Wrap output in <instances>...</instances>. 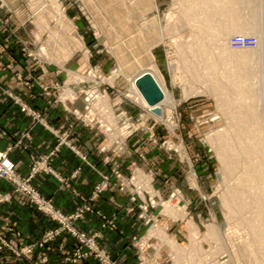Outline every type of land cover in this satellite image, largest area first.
Returning a JSON list of instances; mask_svg holds the SVG:
<instances>
[{
    "label": "rangeland",
    "instance_id": "374dc122",
    "mask_svg": "<svg viewBox=\"0 0 264 264\" xmlns=\"http://www.w3.org/2000/svg\"><path fill=\"white\" fill-rule=\"evenodd\" d=\"M225 1L0 0V22L8 28L0 53L14 40L28 56L32 84L62 107L61 125L46 123L54 134L69 132L76 151L70 149L83 158L72 139L76 124L92 128L94 120L100 130L103 121L110 130L102 129V150L109 146L129 157L135 137L142 160L158 151V160L175 168L171 179L158 160L132 161L125 174L124 163L106 158L118 189L134 204L129 211L148 226L131 241L137 264H264V197L253 175L263 154L242 134L250 125L264 140V0ZM230 35L258 42L242 49L241 63L222 57L221 44H230ZM151 61L174 101L161 103L160 115L132 87L130 73L151 67ZM39 66L57 79H41ZM248 108L254 118L245 126L241 116ZM110 183L109 177L106 189ZM254 224L263 228L259 234ZM8 254L30 264L9 249L0 258ZM32 257L40 264L36 250Z\"/></svg>",
    "mask_w": 264,
    "mask_h": 264
},
{
    "label": "crops",
    "instance_id": "0c3cea01",
    "mask_svg": "<svg viewBox=\"0 0 264 264\" xmlns=\"http://www.w3.org/2000/svg\"><path fill=\"white\" fill-rule=\"evenodd\" d=\"M7 29L4 23L0 22L2 43L8 36ZM35 69L43 80L57 79V73L47 67L39 66ZM31 71L28 56L21 53L18 43L11 40L0 53V126L4 131L0 134V150L11 149L10 157L16 163L18 173L22 175L30 173L33 157L49 154L57 144L56 135L45 123L59 127L63 122L62 107L49 102V97L45 96L40 85H25ZM18 101L42 113L45 123L36 121L30 113L23 110ZM72 139L87 157V161H84L79 153L64 146L51 163L55 173L41 172L36 175L32 184L64 214L74 213L85 203L84 199H87L93 209L85 213L76 225L87 233L100 232L99 244L105 247L119 264H137L138 249L131 241L134 237L144 235L148 226L135 212L129 211L128 208L134 204L126 193L118 189L120 181L112 175L111 165L106 158L118 159L124 163L123 172L126 174L132 167V161L154 164V160L161 159L162 154L155 150L153 154L147 155L146 160H142L136 150L139 148V142L135 137L129 145L133 152L129 157H122L118 152L112 153L109 146L108 149L102 150L107 143L102 129L88 128L82 124H76ZM162 162L158 160L157 163H160L165 175L175 179L176 171L173 166L170 167V161L164 159ZM104 175L110 177V187L91 201L94 189L103 181ZM8 193H11V199L0 203V227L6 228L9 238L23 246L32 245L40 242L49 230L60 226L25 196L14 193L12 184L5 180L0 181V195ZM103 216L113 218L116 228H104ZM76 246V238L64 232L43 247H37L36 257L46 256V264H99L93 256L76 260ZM2 258L0 264H27L23 259L20 261L11 254L6 255L4 261Z\"/></svg>",
    "mask_w": 264,
    "mask_h": 264
},
{
    "label": "built area",
    "instance_id": "2783aa9c",
    "mask_svg": "<svg viewBox=\"0 0 264 264\" xmlns=\"http://www.w3.org/2000/svg\"><path fill=\"white\" fill-rule=\"evenodd\" d=\"M230 44L233 48L236 49H251L255 48L258 42L256 39L251 37H236L230 42ZM25 85L31 87L32 81L30 77L25 81ZM20 103L22 104L23 110L30 113V115H32V117L36 121L44 122V119L40 113L28 107L22 101H20ZM102 122L101 127L104 132L109 131L110 128L108 127V125ZM88 124H90L92 128L95 126L94 120H90ZM46 126L48 125L46 124ZM70 127H72V125H70ZM54 132L58 138V144L55 146L54 150L50 152V154L33 157L31 171L28 175H21L18 173L16 163L10 157L11 149L0 150V181L5 180L12 184L14 193L22 194L23 196H25L32 204L37 206L38 209L46 212L51 220L58 221L60 223V227L58 229L48 231L40 242L32 245H27L25 247L19 246V243H17L14 239L9 240L5 232L3 231L4 229H0V251L2 252L6 249H9L17 257L23 256L26 261H29L30 264H33L31 262V259L33 258V252L37 249V247H43L48 242L59 237L63 232H68L72 234V236H74L77 240L75 253L76 260L86 259L91 253H95L99 257V260L102 264H117L110 258L107 249H102L97 243V237L101 236L100 232L87 234L86 232L81 231L80 228L76 225V222L80 218H82L85 213L90 212L93 209L92 205L87 199H84L85 203L80 206L74 213L64 214L60 210L56 209L52 201L44 197L40 193V191L32 184V179L39 172L54 173V170L50 165V161H52L53 157L60 152L63 145H67L69 146V148L76 151V147L72 144V141L70 139L71 136L69 132H66L64 136L59 134L56 130ZM3 133L4 131L0 126V134ZM83 159L87 160L85 156L83 157ZM108 181L109 177L105 176L103 181L94 189L93 196L90 199L91 201L99 197V195L106 189V187L108 186ZM10 199L11 193L0 195V201H9ZM103 218L105 219L103 224L104 228H116V224L113 218L109 219L106 216H103ZM41 258L42 260L40 264H46L48 260L47 257L42 256Z\"/></svg>",
    "mask_w": 264,
    "mask_h": 264
},
{
    "label": "bare ground",
    "instance_id": "6f19581e",
    "mask_svg": "<svg viewBox=\"0 0 264 264\" xmlns=\"http://www.w3.org/2000/svg\"><path fill=\"white\" fill-rule=\"evenodd\" d=\"M223 1H225V0H223ZM226 2V1H225ZM234 2V1H233ZM238 2H239V0H238ZM221 3V2H220ZM223 4V3H222ZM224 8V7H223ZM232 8V7H231ZM231 10V9H230ZM234 10V9H233ZM223 11V10H222ZM228 13H230V12H228ZM235 14V13H234ZM223 15V14H222ZM229 15V14H228ZM233 15V14H232ZM236 15V14H235ZM230 16V15H229ZM226 17V16H225ZM233 17H235V16H233ZM241 17V16H240ZM229 19L230 17H226V19ZM236 18V17H235ZM230 20V19H229ZM237 20V19H236ZM235 20V21H236ZM241 20V19H240ZM232 21V20H231ZM229 22V21H228ZM227 23V22H226ZM246 23V22H245ZM236 24V23H235ZM231 25V24H230ZM225 27V26H224ZM245 27V26H244ZM206 28H208V27H206ZM209 28H211L210 26H209ZM229 28L230 29H234V26H230V27H228V30H229ZM236 28V27H235ZM232 29V30H233ZM237 29H238V27H237ZM206 31H207V29H206ZM209 31H212V28L209 30ZM215 31V30H214ZM220 31V30H219ZM223 31V30H222ZM222 31H220V32H222ZM240 31H241V29H240ZM217 32V31H216ZM230 33L231 32H233V31H229ZM210 33V32H209ZM229 33V34H230ZM232 34V33H231ZM235 34V33H234ZM217 35H218V33H217ZM237 35V34H236ZM238 35H240V34H238ZM247 35V34H246ZM215 36V35H214ZM230 36H235V35H230ZM244 36V35H243ZM216 37H219V36H216ZM221 37V36H220ZM231 37V38H232ZM240 37V36H239ZM249 37V36H248ZM234 38V37H233ZM219 39V38H218ZM220 40H222L221 38H220ZM228 41H230V40H228ZM222 47H221V52H222V54L225 56V54H228V55H226V57H224V56H222L224 59L225 58H227L228 57V59H230L231 61L232 60H236V61H238L239 63H241L242 61H244V59H246V57H245V55L243 54V50L242 49H238V52H240V55H239V53H237V49H232L231 47V45L230 44H226V42L224 43V40H223V42H222ZM229 45V46H228ZM219 48V47H218ZM130 51V50H129ZM149 54H150V58L152 59V61L154 60V57H153V53H152V51L149 49ZM223 59V60H224ZM151 61V67H149V68H146V69H143V70H140V71H137V72H135V73H130V75L132 76V87H133V90L135 91V93L140 97V99L148 106V107H150L151 109H155L156 107H159L160 106V104L161 103H164V102H173L174 103V101H173V98H172V96H171V94L169 93V91L167 90V88L165 87V84H164V82H163V80H162V78L160 77V75H158V71H156L155 69H154V66H155V64H152L153 62ZM221 61V60H220ZM225 61V60H224ZM231 61H230V63H231ZM227 62H229V61H227ZM234 62V61H233ZM222 63V62H221ZM238 65V64H237ZM239 66V65H238ZM122 71H124L123 73H125L126 71H127V68L124 66V64L122 65ZM145 72H150L153 76H154V78L156 79V81L159 83V85H160V87L162 88V90H163V92H164V99H163V101L161 102V103H159L157 106H151V105H149L148 104V102L146 101V99L144 98V96L142 95V93L140 92V90H139V88L137 87V85H136V79H137V77L138 76H140L141 74H143V73H145ZM239 76H241V74H238ZM247 75V74H246ZM90 78V77H89ZM241 88V92L242 93H246L247 91L243 88V87H240ZM222 89H224V88H222ZM224 91V90H223ZM221 92V91H220ZM250 96V95H249ZM102 99H107L106 97L104 98V96H102ZM101 99V100H102ZM103 101V100H102ZM105 102V101H104ZM250 110L251 109H249L248 108V110H246L245 111V113H243L242 114V116H241V119H242V122L244 123V125L246 126V125H248L249 123L251 124V119L252 118H254V113H251L250 112ZM242 131V130H241ZM246 134L249 138H250V140L252 141V147H254V148H256V150L258 149V151L259 152H261L262 154H263V158L255 165V163H254V170H255V174H253L254 175V180L255 179H257L258 181H259V183H260V189L263 191L262 192V196L264 197V140L263 139H259V140H257V138H256V134H257V131H253L251 128H250V125H249V127L247 128V131L246 132H244V130L242 131V134ZM249 141V140H248ZM229 163V160L227 161L226 160V164H228ZM255 176L257 177V178H255ZM261 208V207H260ZM263 225V224H262ZM253 228L256 230V231H258V230H262V229H258L259 228V225L258 224H254L253 225ZM258 234H259V231L257 232ZM262 237V236H261ZM264 239V238H263Z\"/></svg>",
    "mask_w": 264,
    "mask_h": 264
},
{
    "label": "water",
    "instance_id": "95a60500",
    "mask_svg": "<svg viewBox=\"0 0 264 264\" xmlns=\"http://www.w3.org/2000/svg\"><path fill=\"white\" fill-rule=\"evenodd\" d=\"M136 85L149 105L157 106L163 101L165 96L164 92L150 72H145L138 76ZM153 112L156 115H160L162 110L160 107H156Z\"/></svg>",
    "mask_w": 264,
    "mask_h": 264
}]
</instances>
